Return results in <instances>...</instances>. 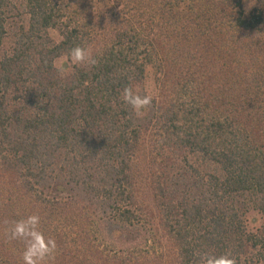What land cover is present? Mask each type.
<instances>
[{
    "label": "trees",
    "instance_id": "obj_1",
    "mask_svg": "<svg viewBox=\"0 0 264 264\" xmlns=\"http://www.w3.org/2000/svg\"><path fill=\"white\" fill-rule=\"evenodd\" d=\"M8 6L26 24L9 34L0 12V264H24L11 230L29 216L55 242L41 264H264V7ZM77 46L96 63L73 64ZM148 67L137 113L123 90L148 96Z\"/></svg>",
    "mask_w": 264,
    "mask_h": 264
},
{
    "label": "clouds",
    "instance_id": "obj_2",
    "mask_svg": "<svg viewBox=\"0 0 264 264\" xmlns=\"http://www.w3.org/2000/svg\"><path fill=\"white\" fill-rule=\"evenodd\" d=\"M68 58L73 64L94 65L96 63L91 54L79 46L70 49ZM55 66L58 71H63L59 64ZM123 102L139 113L152 101L149 96H140L134 94L130 88H125L123 90ZM38 224V216H29L26 220L16 222L11 230L12 239L20 238L26 241L23 252L24 264H41L55 248V242L50 239L46 241L43 234L37 230ZM201 260L203 264H235V260L228 256L216 257L205 254Z\"/></svg>",
    "mask_w": 264,
    "mask_h": 264
},
{
    "label": "rangeland",
    "instance_id": "obj_3",
    "mask_svg": "<svg viewBox=\"0 0 264 264\" xmlns=\"http://www.w3.org/2000/svg\"><path fill=\"white\" fill-rule=\"evenodd\" d=\"M15 1L19 0H9V3H14ZM246 12H249L253 7H258L261 5V7H264V0H242ZM13 6L1 7L0 12L3 13L4 17H6V27L9 34H12L13 30L19 28L20 25L26 24V17L23 15L21 10H17L16 8H12ZM17 31V30H16ZM50 37H52L55 41L59 40V36L55 32H49ZM11 42L5 41L4 44L0 45V49L2 47L7 48L10 45ZM68 62L66 61V58H61L56 61V65L62 66ZM139 91H144L148 96H154L157 92L156 90V84H155V78H154V72L151 67H148L146 69V76L143 84L138 87ZM248 220V227L250 230H255L261 225V217L256 212H250L247 216Z\"/></svg>",
    "mask_w": 264,
    "mask_h": 264
}]
</instances>
